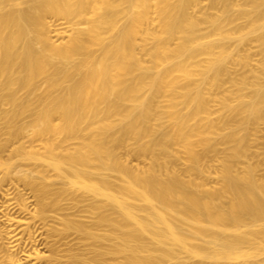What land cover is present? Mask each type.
<instances>
[{
    "label": "bare ground",
    "instance_id": "obj_1",
    "mask_svg": "<svg viewBox=\"0 0 264 264\" xmlns=\"http://www.w3.org/2000/svg\"><path fill=\"white\" fill-rule=\"evenodd\" d=\"M0 264H264V0H0Z\"/></svg>",
    "mask_w": 264,
    "mask_h": 264
}]
</instances>
